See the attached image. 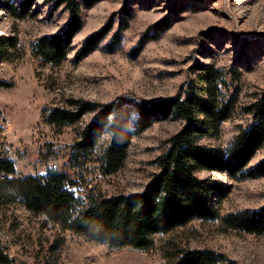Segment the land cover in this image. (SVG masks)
<instances>
[{
    "label": "rangeland",
    "instance_id": "1",
    "mask_svg": "<svg viewBox=\"0 0 264 264\" xmlns=\"http://www.w3.org/2000/svg\"><path fill=\"white\" fill-rule=\"evenodd\" d=\"M81 17L84 26L69 45L66 59L54 65L36 56L33 46L42 36L65 30L70 20L65 7L56 6L55 0H0V35L16 40L11 61L0 64V80L13 84L0 88V160L12 163L15 175L68 169L77 175L75 191L83 199L91 191L108 197L142 191L158 170L155 161L166 141L181 128L180 119L159 121L141 133L131 126L122 166L104 175L96 156L108 143V133L99 138L93 157L84 156L82 164L71 157L96 112H85L77 124L61 128L45 123V112L72 108L74 101L106 104L124 95L169 98L194 79L195 63L221 70L226 81L223 93L238 97L231 119L202 143L227 153L251 122L243 107L264 91V0H101L83 7ZM167 17L171 25L157 30ZM109 20L113 28L108 37L93 53L78 59L85 39ZM118 31L120 44L111 50L108 43ZM263 158L264 149L249 167ZM197 175L225 186L224 197L213 196L219 219L193 220L154 235L147 251L89 240L33 215L17 202L0 208V251L12 264H38L51 243L63 238L65 245L57 252L60 264H167L170 247L211 249L239 264H264V233H247L228 223L232 216L264 206V177L232 178L226 172L205 170Z\"/></svg>",
    "mask_w": 264,
    "mask_h": 264
},
{
    "label": "trees",
    "instance_id": "2",
    "mask_svg": "<svg viewBox=\"0 0 264 264\" xmlns=\"http://www.w3.org/2000/svg\"><path fill=\"white\" fill-rule=\"evenodd\" d=\"M70 14L65 30L60 34L45 35L33 46V53L50 64H59L68 55V47L84 26L83 7L91 8L101 0H55ZM125 15H129L125 10ZM22 17V14L19 15ZM172 20L167 17L157 30L165 31ZM112 20L89 35L80 51L81 59L93 53L108 37ZM121 32L113 34L108 48L120 44ZM16 40L0 35V64L11 61ZM194 79L180 86L169 98L145 100L120 96L100 104L74 101L72 108H52L45 112L44 121L56 127L77 124L85 112H96L95 120L80 133L73 147V163L82 164L84 156H94L97 142L105 132L108 143L96 156L104 175H111L122 166L131 144L130 127L141 133L155 123L177 118L181 128L166 141V148L155 163L158 170L142 191L105 196L91 191L87 199L79 198L75 189L78 177L70 170H47L45 175H15L12 163L0 160V208L13 202L35 216H43L54 226L69 230L89 240L102 241L111 248L130 247L147 251L152 237L185 226L193 220H216L220 213L213 196L224 197L225 186L219 181L199 178V171L226 172L232 178L264 177V158L249 167L253 158L264 149V91L243 107L251 122L240 130L227 153L202 143L217 126L231 119L238 105L236 93H223L225 86L221 70L211 64L195 63ZM11 82L0 80V88H12ZM225 88V87H224ZM231 227L253 234L264 233V206L248 210L228 219ZM65 239H55L38 264H60L57 252ZM167 264H239L223 253L211 249L166 250ZM0 264H12L0 251Z\"/></svg>",
    "mask_w": 264,
    "mask_h": 264
}]
</instances>
